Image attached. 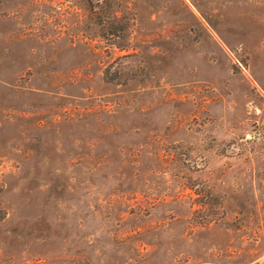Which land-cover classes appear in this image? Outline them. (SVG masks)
Masks as SVG:
<instances>
[{
	"label": "rangeland",
	"instance_id": "1",
	"mask_svg": "<svg viewBox=\"0 0 264 264\" xmlns=\"http://www.w3.org/2000/svg\"><path fill=\"white\" fill-rule=\"evenodd\" d=\"M0 211V264H264V0H0Z\"/></svg>",
	"mask_w": 264,
	"mask_h": 264
},
{
	"label": "trees",
	"instance_id": "2",
	"mask_svg": "<svg viewBox=\"0 0 264 264\" xmlns=\"http://www.w3.org/2000/svg\"><path fill=\"white\" fill-rule=\"evenodd\" d=\"M95 1L98 2V0ZM124 32L125 28H120L118 31H116V37H121ZM112 34L115 35L114 33ZM112 45L115 46L119 51L127 50L124 45H116L115 43H112ZM123 56L126 55H119L117 56V58ZM109 80H112L111 77L109 78ZM196 194L197 198L200 199V201L196 203L197 207L194 209V212L200 214V219H198L200 221H197L195 224L200 226H206L212 219H214V213L212 210L214 204L210 201V198H208V196L202 190H198ZM3 216V212L0 211V220L3 218Z\"/></svg>",
	"mask_w": 264,
	"mask_h": 264
}]
</instances>
